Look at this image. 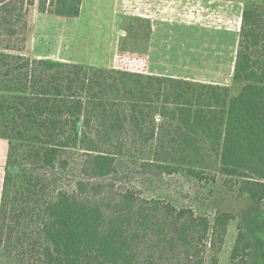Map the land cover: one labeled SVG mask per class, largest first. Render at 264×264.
Wrapping results in <instances>:
<instances>
[{
  "label": "trees",
  "instance_id": "1",
  "mask_svg": "<svg viewBox=\"0 0 264 264\" xmlns=\"http://www.w3.org/2000/svg\"><path fill=\"white\" fill-rule=\"evenodd\" d=\"M10 3L0 0V32L3 24L13 36ZM22 52L0 42V138L9 145L0 263L206 264L196 241L219 264L234 215L211 221L131 190L114 195L100 182L115 176L119 157L144 149L149 166L199 181L212 155L217 172L264 213V0L243 10L236 95L228 86ZM67 173L78 177L66 187ZM250 246L240 227L232 260Z\"/></svg>",
  "mask_w": 264,
  "mask_h": 264
},
{
  "label": "rangeland",
  "instance_id": "2",
  "mask_svg": "<svg viewBox=\"0 0 264 264\" xmlns=\"http://www.w3.org/2000/svg\"><path fill=\"white\" fill-rule=\"evenodd\" d=\"M100 1V4H96V0H59L56 5L58 0H47L44 4L46 11L41 12V0H11L10 30L15 34L8 35L6 25L2 24L1 45L11 46L18 51L23 50L22 54L29 57L41 56L77 64H90L106 62L110 50L111 53L114 49L117 51L120 44V63L116 68L135 72L145 70L141 56L146 42L143 39L144 34L143 37L138 36L139 22L132 16L127 20L122 18L120 0ZM191 1L193 5L189 14L193 23L240 32L246 3L261 0ZM78 7H83L82 17L74 20L66 18ZM46 13L51 16L43 17ZM121 29H126L128 38H123ZM218 72L215 70L210 74L217 76ZM214 83L228 86L231 95L239 92V86L230 79ZM145 152L146 149L135 151L132 156L119 157L115 176L100 182L113 185L114 195L118 196L125 190H131L145 200L191 209L196 215L207 217L211 221L218 213H230L235 216V220L229 223L222 250L217 255L219 264H264V213L247 195L238 193L234 182L217 172L212 155L207 154L206 158H203V164L200 166L205 171L199 181L185 176L184 173L169 175L160 168L149 166L148 162L152 161ZM77 177V173H67L60 178L63 186L67 187ZM240 227L251 246L246 251H240L238 257L232 260ZM195 243L206 264H211L215 253L209 250V247L206 252L203 251L207 243ZM148 256V251H143L141 260H146ZM152 261H159L157 255L151 256L150 262ZM0 264L9 263L3 261Z\"/></svg>",
  "mask_w": 264,
  "mask_h": 264
},
{
  "label": "crops",
  "instance_id": "3",
  "mask_svg": "<svg viewBox=\"0 0 264 264\" xmlns=\"http://www.w3.org/2000/svg\"><path fill=\"white\" fill-rule=\"evenodd\" d=\"M202 1L206 2V0ZM100 2L96 0V4ZM58 3L59 0L55 4ZM192 5L191 0H120L122 18L127 20L131 19L129 16H132L136 22H139L138 36L143 37L144 34L143 39L146 44L141 58L144 59L145 70L140 73L208 84L232 80L239 45V32L219 30L213 26L193 23L190 21L189 14ZM83 12V7H78L66 18L70 17L71 20L80 18ZM47 16L51 15L43 14V17ZM120 32L123 38L129 37L126 29H121ZM119 49L120 44L117 51L114 49L111 53L110 50L106 62L78 64L108 69L116 68L120 63ZM31 57L48 59L41 56L31 55ZM215 70L219 71V75L210 74ZM8 151V141L0 138V202Z\"/></svg>",
  "mask_w": 264,
  "mask_h": 264
}]
</instances>
